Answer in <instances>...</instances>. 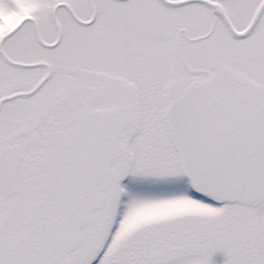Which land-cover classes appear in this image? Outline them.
<instances>
[{"label": "snow or ice", "instance_id": "obj_1", "mask_svg": "<svg viewBox=\"0 0 264 264\" xmlns=\"http://www.w3.org/2000/svg\"><path fill=\"white\" fill-rule=\"evenodd\" d=\"M0 264H264V0H0Z\"/></svg>", "mask_w": 264, "mask_h": 264}, {"label": "rangeland", "instance_id": "obj_2", "mask_svg": "<svg viewBox=\"0 0 264 264\" xmlns=\"http://www.w3.org/2000/svg\"><path fill=\"white\" fill-rule=\"evenodd\" d=\"M217 259H218L219 261H222L223 257H222L220 254H218V255H217Z\"/></svg>", "mask_w": 264, "mask_h": 264}]
</instances>
